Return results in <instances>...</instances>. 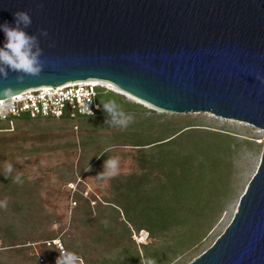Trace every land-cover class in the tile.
Instances as JSON below:
<instances>
[{
  "label": "water",
  "instance_id": "water-1",
  "mask_svg": "<svg viewBox=\"0 0 264 264\" xmlns=\"http://www.w3.org/2000/svg\"><path fill=\"white\" fill-rule=\"evenodd\" d=\"M15 11L31 18L42 70L8 71L0 89L95 79L164 112L264 130V0H0V23ZM187 264H264V145L229 224Z\"/></svg>",
  "mask_w": 264,
  "mask_h": 264
},
{
  "label": "trees",
  "instance_id": "trees-1",
  "mask_svg": "<svg viewBox=\"0 0 264 264\" xmlns=\"http://www.w3.org/2000/svg\"><path fill=\"white\" fill-rule=\"evenodd\" d=\"M109 99L118 103L126 114L144 112L119 94L99 90L95 98L99 106L96 115H107L102 103ZM73 119L67 115L60 119L23 116L14 119L11 125L0 121L3 123L0 125V204L3 205L0 206V264H54L60 252L52 243L56 239L63 250L79 255L83 264H125L126 259L131 264H141L143 250L155 248L157 239L169 235L170 230L177 237H181L178 234L181 232L184 239L176 240L174 257L161 264H170L196 246L220 211V198L226 195L233 139L191 122L174 127L167 122L158 123V115L146 116L131 126L134 131L130 134L139 142L131 147L134 155L130 171L111 177L100 196L91 192L84 197L78 190L73 192L74 206L65 229L59 227L56 216L44 212L38 184L21 173L19 158L26 154L20 151L18 142L19 135L23 139L26 135L19 133L16 124L23 122L41 131L48 129L49 122ZM152 128L155 137L150 135ZM87 135H79L71 144L82 154L63 185L74 182L80 172L95 173L92 163L103 164L106 160L102 159L105 153H97L93 141H89L93 136L87 138ZM8 163L13 167L11 174L4 172ZM17 174L22 183L13 182L12 177ZM197 185L200 191L195 190ZM69 193L65 195L68 197ZM200 205L203 208H198ZM102 221H107V226ZM145 222L150 226L144 225ZM140 231L147 233L150 243L137 247L132 233ZM155 252L150 258H162Z\"/></svg>",
  "mask_w": 264,
  "mask_h": 264
},
{
  "label": "rangeland",
  "instance_id": "rangeland-1",
  "mask_svg": "<svg viewBox=\"0 0 264 264\" xmlns=\"http://www.w3.org/2000/svg\"><path fill=\"white\" fill-rule=\"evenodd\" d=\"M118 93L125 101L144 109V112L135 111L132 114L129 113L128 115L133 117V121L128 127L123 129L109 127L105 123L106 120L110 119L108 115L78 117L62 123L58 121L49 122L48 129H41V131L31 128L29 125L23 124V122H18L16 125L18 126L19 133L22 132L26 135V140L19 135L20 139L18 142V145L21 146L20 151L24 153L23 155L26 154L24 157L19 158L21 173L25 175L27 180L38 184V194L44 212L56 216L60 220L59 227L66 229L70 222L71 208L74 206L73 200L71 199L73 192L78 190L84 197L86 195L88 196L91 192L100 196L101 193H104V189L107 188L108 181L111 177L119 174L125 175L130 171L129 169L132 165V157L134 155V150L131 147L139 142L138 139L130 134L134 131L131 128L133 124L135 125V122H140L146 116L158 115L160 119L157 122L160 124L167 122L176 127L185 122H191V124L199 126L202 129L229 135L235 144L230 145L231 153L228 156L230 166L227 172V192L224 198H220V203L218 204L220 211L214 215L211 227L205 232L200 242L196 246L184 251L170 263L187 264L210 247L229 224L235 212L238 198L244 192L247 183L259 164L264 145V130L247 122L222 118L208 112L181 114L164 112L124 92L119 91ZM0 125H3V123L1 122ZM149 132L152 137L157 136L154 128ZM37 134L42 135L36 136ZM84 134H88L86 136L87 138L93 136L89 141H93L97 153H105L102 159L118 158L116 172L113 175L104 166L106 160L103 164L93 162L92 165L94 164L97 170L95 173L80 172L79 175H75L76 179L74 182L63 185L70 177L71 172H73L71 169L75 168V164L80 154H82L78 152V149L71 146V144L79 139V135L83 136ZM139 139H142V137ZM97 178L100 180H97ZM199 189H201L200 186L195 190L200 191ZM67 192H70L68 197L65 195ZM198 208H203V205L198 206ZM144 225L150 226V223L145 222ZM56 226L54 228L58 227ZM175 234L174 230H170L169 235H166L162 239H157V243L154 244V250H143L141 261L146 257L150 258L152 255L157 254L155 250L163 258L157 257L156 262L158 263L156 264L171 260L177 251L176 240L184 239L181 232L178 233L181 237H177ZM134 235L137 234L132 233L133 241ZM52 243L59 251L63 249L59 239H56ZM149 243L150 239H147L144 244ZM135 244L137 247L141 246L136 242ZM138 249L141 250L140 248ZM125 261V264H131L128 259ZM132 263L135 262L132 261Z\"/></svg>",
  "mask_w": 264,
  "mask_h": 264
},
{
  "label": "clouds",
  "instance_id": "clouds-1",
  "mask_svg": "<svg viewBox=\"0 0 264 264\" xmlns=\"http://www.w3.org/2000/svg\"><path fill=\"white\" fill-rule=\"evenodd\" d=\"M13 23L7 21L0 23V33H3V44L0 45V77L7 78L8 71L16 72L17 81H22L25 75L36 76L42 70V61L40 59V48L34 35L25 32V28L31 24V18L25 11H15L12 13ZM41 36H46L45 30H40ZM261 83H264V77H257ZM13 95L10 87L5 86L0 89V97ZM103 111L110 118L105 123L109 127H119L121 129L128 127L133 121L131 115L126 114L120 105L114 100H107L102 103ZM118 158H110L104 162V166L115 174ZM13 167L10 163L4 167V172L11 174ZM6 177V176H5ZM7 178V177H6ZM13 182L22 183L19 174L12 177ZM0 206H3L0 204ZM107 226V221H102ZM54 264H83L82 258L75 252L61 250L55 258ZM141 264H156V260L146 257Z\"/></svg>",
  "mask_w": 264,
  "mask_h": 264
},
{
  "label": "built area",
  "instance_id": "built-area-1",
  "mask_svg": "<svg viewBox=\"0 0 264 264\" xmlns=\"http://www.w3.org/2000/svg\"><path fill=\"white\" fill-rule=\"evenodd\" d=\"M114 88L106 81L87 79L53 87L40 86L26 89L0 99V121L11 125L14 119L23 116L29 119H60L65 115L70 119L91 117L99 110V106L95 103L98 91L119 94ZM133 239L142 245L147 240V233L140 231L133 236Z\"/></svg>",
  "mask_w": 264,
  "mask_h": 264
},
{
  "label": "bare ground",
  "instance_id": "bare-ground-1",
  "mask_svg": "<svg viewBox=\"0 0 264 264\" xmlns=\"http://www.w3.org/2000/svg\"><path fill=\"white\" fill-rule=\"evenodd\" d=\"M109 87H111L110 85H108ZM114 90L117 92L118 90L114 88ZM119 92V91H118Z\"/></svg>",
  "mask_w": 264,
  "mask_h": 264
}]
</instances>
